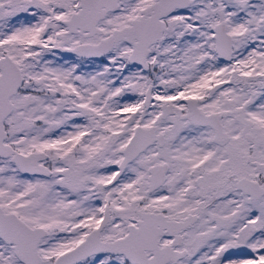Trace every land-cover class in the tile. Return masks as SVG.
<instances>
[{"label":"snow or ice","instance_id":"6c2138e0","mask_svg":"<svg viewBox=\"0 0 264 264\" xmlns=\"http://www.w3.org/2000/svg\"><path fill=\"white\" fill-rule=\"evenodd\" d=\"M0 264H264V0H0Z\"/></svg>","mask_w":264,"mask_h":264}]
</instances>
